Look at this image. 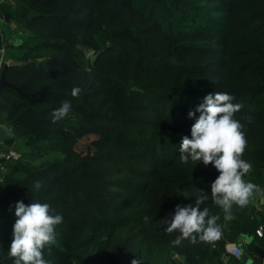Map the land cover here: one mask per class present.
Listing matches in <instances>:
<instances>
[{"label": "trees", "instance_id": "16d2710c", "mask_svg": "<svg viewBox=\"0 0 264 264\" xmlns=\"http://www.w3.org/2000/svg\"><path fill=\"white\" fill-rule=\"evenodd\" d=\"M4 14L16 24L7 56L28 62L6 70L19 91L0 90V124L14 133L4 144L23 146L20 158L0 159L2 264H14L18 200L63 216L44 251L49 264H226L227 243L244 252L227 264H264L255 249L264 236H254L264 224V0H0ZM216 92L242 105L234 118L247 141L241 159L252 164L243 180L255 185L231 219L211 198L218 171L182 162L179 151L199 116L187 113ZM65 100L71 111L52 123ZM24 108L36 125L19 120ZM92 136L98 145L82 143ZM202 196L220 236L173 244L179 232L165 231L166 218Z\"/></svg>", "mask_w": 264, "mask_h": 264}, {"label": "clouds", "instance_id": "9594fccd", "mask_svg": "<svg viewBox=\"0 0 264 264\" xmlns=\"http://www.w3.org/2000/svg\"><path fill=\"white\" fill-rule=\"evenodd\" d=\"M80 91L79 87H74L71 95L75 97ZM234 99L227 92L205 95L195 110L187 113L190 118L196 112L199 116L190 128V137L183 136L179 146L182 162L191 160L202 162L205 166L211 163L218 171L217 177L210 183L211 198L224 210L226 219H231L230 212L234 204L241 208L248 204L255 187L243 180V176L251 171L252 164L241 159L247 141L241 131L243 125L234 118L242 105L233 103ZM70 111V101H63L53 110L51 122L63 120ZM35 187L39 189L41 182L37 181ZM206 199L207 196H202L195 204H178L171 217L166 218L165 231L179 232L173 244L180 245L184 239L195 242L197 236L201 241H212L220 236L217 216L210 215L208 207H201ZM14 216L12 239L7 246L8 257L14 260V264H49L44 251L48 249L50 252V246L55 243V228L62 223L63 216L53 214L51 206L39 200L30 204L16 201ZM131 264H141V261L135 258Z\"/></svg>", "mask_w": 264, "mask_h": 264}, {"label": "built area", "instance_id": "2783aa9c", "mask_svg": "<svg viewBox=\"0 0 264 264\" xmlns=\"http://www.w3.org/2000/svg\"><path fill=\"white\" fill-rule=\"evenodd\" d=\"M4 21L2 19V15H0V24H2ZM1 34V30H0ZM15 42L14 37H9L7 39H2L0 41V73L5 64H7L10 60L7 58V52L8 48L12 46ZM7 130L13 133V128L10 125H7ZM20 158V153L17 152L16 150L6 147L5 144L0 143V159L4 160H16ZM1 167V165H0ZM256 196L259 197V201L256 202V209L258 211H262V204H263V191L262 189H259L258 192L256 193ZM254 236L261 238L264 236V224L259 225L255 231H254ZM243 249L241 248L240 245L236 243H227L225 245V248L221 254V260L223 263H228L231 259H237L240 260L243 257Z\"/></svg>", "mask_w": 264, "mask_h": 264}, {"label": "water", "instance_id": "95a60500", "mask_svg": "<svg viewBox=\"0 0 264 264\" xmlns=\"http://www.w3.org/2000/svg\"><path fill=\"white\" fill-rule=\"evenodd\" d=\"M2 17H5V22H8V15L7 14H4L2 15ZM89 58H90V61L92 62L93 59L95 58V56L92 54V53H89ZM32 61H35L34 59H32ZM24 62H28V60H18V61H13V60H10L7 64H5L1 70V73H0V90L5 88V87H10V88H15L17 91H19L18 88H16L13 84L9 83L7 80H6V70L11 67V66H18V65H21L23 64ZM13 138V135L12 133H10L8 130H7V124H0V143H5L7 140ZM4 172H5V168L3 167H0V178L3 177L4 175ZM255 249L257 250V252L260 254L261 258L263 259L264 261V250L261 249L258 245H255Z\"/></svg>", "mask_w": 264, "mask_h": 264}, {"label": "rangeland", "instance_id": "374dc122", "mask_svg": "<svg viewBox=\"0 0 264 264\" xmlns=\"http://www.w3.org/2000/svg\"><path fill=\"white\" fill-rule=\"evenodd\" d=\"M18 33H20V32H18ZM31 116H32V112L30 110L24 108L23 109V115L19 118V120H25L26 122H29V124H33V126H34L36 124L32 121ZM98 140H99L98 138H95V137L92 136L88 140H86V139L83 140L82 143H86L87 142V143L92 144V145H96V144L98 145L99 144ZM22 147H23L22 146V142L21 141H17L15 143V145H13L10 148L20 151L22 149ZM245 182L247 183V181H245ZM245 242H246V240H245Z\"/></svg>", "mask_w": 264, "mask_h": 264}, {"label": "crops", "instance_id": "0c3cea01", "mask_svg": "<svg viewBox=\"0 0 264 264\" xmlns=\"http://www.w3.org/2000/svg\"><path fill=\"white\" fill-rule=\"evenodd\" d=\"M5 23L6 22L4 21L2 24H0V30H1V32L3 31V33H5L7 35V38L14 37L15 34L13 32L11 33V31H13V29L16 26V24L14 22H11L10 25H9V27H8V26L5 25ZM7 58H8V56H7ZM8 59L9 60H12L11 58H8ZM245 240L248 241L249 239L247 238ZM249 263H251V262H249Z\"/></svg>", "mask_w": 264, "mask_h": 264}]
</instances>
